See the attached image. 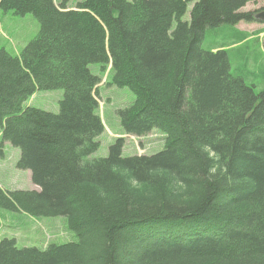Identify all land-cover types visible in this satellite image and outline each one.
I'll use <instances>...</instances> for the list:
<instances>
[{
	"label": "trees",
	"instance_id": "1",
	"mask_svg": "<svg viewBox=\"0 0 264 264\" xmlns=\"http://www.w3.org/2000/svg\"><path fill=\"white\" fill-rule=\"evenodd\" d=\"M196 1L0 0L41 25L20 56L0 50L1 140L39 187L0 186V208L64 216L79 238L46 250L0 238V264H264V90L232 74L227 49L201 47L209 29L263 21L241 11L257 0ZM96 63L136 94L118 111L125 133L160 130L162 152L124 157L118 138L90 158L105 131ZM58 89L59 113L24 106Z\"/></svg>",
	"mask_w": 264,
	"mask_h": 264
},
{
	"label": "rangeland",
	"instance_id": "2",
	"mask_svg": "<svg viewBox=\"0 0 264 264\" xmlns=\"http://www.w3.org/2000/svg\"><path fill=\"white\" fill-rule=\"evenodd\" d=\"M83 0H69L67 7L76 9ZM197 0L196 2H198ZM60 4L62 0H55ZM195 3L189 5L183 21L191 20V11ZM264 0L248 3L242 12L253 11L256 14L263 11ZM257 10V12H256ZM259 10V11H258ZM264 24L259 21L237 25H223L205 32L201 44L204 50L224 47L229 51L231 72L234 76L242 77L248 85L255 87L257 93L264 90V39L251 37L252 25ZM177 21L173 23V30ZM41 25L34 15H15L13 12L0 10V50L5 49L15 56H20L28 43L40 32ZM258 32V31H257ZM254 33L255 36L259 33ZM242 33L248 34L245 40ZM242 41V42H241ZM111 65L102 66L91 64L94 75L102 82L97 91L99 96V114L103 120L105 131L98 138L100 147L90 158H105L109 149L116 144L118 138L125 139L124 157L138 154L148 156L162 152L165 149L166 135L160 130H154L148 136L134 137L127 135L121 125L118 111L130 107L136 100V94L128 87L112 84ZM37 93V94H36ZM35 96L25 103L26 106L36 107L52 113H59L60 102L64 98V90H39ZM21 158V150L9 142H2L0 129V186L8 191L33 190L38 186L33 183L31 172L17 167ZM0 238L16 239L19 249L36 247L46 250L52 244H67L79 240L77 234L69 229L68 219L59 217H33L24 212H13L0 208Z\"/></svg>",
	"mask_w": 264,
	"mask_h": 264
},
{
	"label": "crops",
	"instance_id": "3",
	"mask_svg": "<svg viewBox=\"0 0 264 264\" xmlns=\"http://www.w3.org/2000/svg\"><path fill=\"white\" fill-rule=\"evenodd\" d=\"M264 8V7H263ZM262 23H264V22H262ZM252 27H253V30L254 31H251V33H250V35H251V37H258L260 40L261 39H264V24H259V23H255V24H253L252 25ZM258 31V32H257ZM259 33V32H262V33H259V34H257L256 36H255V34L254 33ZM249 36V35H248ZM37 94V93H36ZM35 94V95H36ZM34 95V96H35ZM37 187V186H36ZM39 188V187H38ZM33 190H38V189H33Z\"/></svg>",
	"mask_w": 264,
	"mask_h": 264
},
{
	"label": "water",
	"instance_id": "4",
	"mask_svg": "<svg viewBox=\"0 0 264 264\" xmlns=\"http://www.w3.org/2000/svg\"><path fill=\"white\" fill-rule=\"evenodd\" d=\"M256 19L264 22V10L258 14H256Z\"/></svg>",
	"mask_w": 264,
	"mask_h": 264
}]
</instances>
